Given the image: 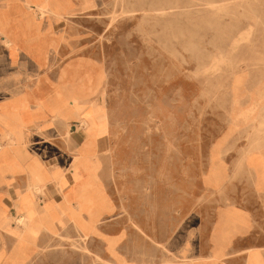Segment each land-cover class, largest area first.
Listing matches in <instances>:
<instances>
[{
	"label": "rangeland",
	"instance_id": "1",
	"mask_svg": "<svg viewBox=\"0 0 264 264\" xmlns=\"http://www.w3.org/2000/svg\"><path fill=\"white\" fill-rule=\"evenodd\" d=\"M40 3L66 20L59 2ZM94 6L69 18L53 71L77 57L100 61L85 67L99 90L90 109L103 117L101 125L88 127L89 116L81 115L78 133L67 130L70 143L59 135L62 142L33 149L50 155L84 147L98 154L101 181L121 206L108 231L126 228L117 249L130 261L168 263L187 244L192 256H208L219 204L253 186L247 156L264 147V0H98ZM98 77L105 78L103 87ZM72 109L61 106L60 115L74 120ZM222 163L227 178L214 187L211 172ZM175 193L182 204L177 214L169 208ZM161 218L171 226L168 238L141 233L143 223L157 226ZM257 226L262 237L245 245L264 246V217ZM71 230L40 240L26 264L109 258L101 240Z\"/></svg>",
	"mask_w": 264,
	"mask_h": 264
},
{
	"label": "crops",
	"instance_id": "2",
	"mask_svg": "<svg viewBox=\"0 0 264 264\" xmlns=\"http://www.w3.org/2000/svg\"><path fill=\"white\" fill-rule=\"evenodd\" d=\"M46 2L52 6L59 2L65 8L62 13L66 20L55 12L44 17L36 0L34 4L33 0H0V264L31 262L42 247L40 240L63 236L70 228L85 240H101L106 249L103 252L109 255H97L102 264H137L117 249L126 228L117 233L108 231L118 223L121 206L111 186L103 178L101 181L98 154L84 147L50 155L33 149L34 143L59 141V135L65 143L72 141L74 136H67V130L78 133L75 121L85 117V110L69 102L63 85L83 82L87 63L100 67L94 58L77 57L53 71L56 52L65 46L69 18L94 10L98 0L88 7L84 0ZM55 101L59 106L55 107ZM68 104L74 120L60 115L61 106ZM247 158L245 169L253 176V186L239 190L231 204H219L209 236L210 255L194 257L187 244L176 253L171 251L175 260L166 263L165 258L160 264H264V246L245 245L251 237H262L257 234V224L264 217V147L255 146ZM222 165L219 171L211 172L214 187L222 186L227 178ZM174 195L169 208L177 214L182 211L181 196ZM161 220L157 226L143 223L141 233L149 239L165 240L171 226ZM7 222L13 231L5 228Z\"/></svg>",
	"mask_w": 264,
	"mask_h": 264
},
{
	"label": "bare ground",
	"instance_id": "3",
	"mask_svg": "<svg viewBox=\"0 0 264 264\" xmlns=\"http://www.w3.org/2000/svg\"><path fill=\"white\" fill-rule=\"evenodd\" d=\"M39 1L40 0H36V5L38 8H40V10L42 11V15L44 17H46L47 15L48 16H53V14L49 12H47V9L42 7L40 4H39ZM231 1V0H230ZM226 2V1H225ZM224 2V3H225ZM229 2V1H228ZM6 3V2H5ZM209 4V3H208ZM228 4V3H227ZM4 4H1V6H3ZM210 5V4H209ZM214 5V4H212ZM211 6V5H210ZM221 8H224V7H221ZM2 9V8H1ZM219 10V8H218ZM39 11V10H38ZM133 11V10H132ZM159 11V13L157 14H161L162 13V10H157V12ZM161 11V12H160ZM53 12V11H52ZM127 12L126 14H128L129 11H125ZM131 12V10H130ZM135 12V10L133 11ZM223 12V11H222ZM136 13V12H135ZM163 13H164V10H163ZM167 13V12H165ZM130 14V13H129ZM134 14V13H132ZM131 14V15H132ZM222 14V13H221ZM135 15V14H134ZM165 15V14H163ZM41 20V19H40ZM42 23V22H41ZM40 29V28H39ZM42 31V30H41ZM44 34V33H43ZM99 35V34H98ZM197 46V45H196ZM185 59V58H184ZM90 69H92L90 67ZM93 70V69H92ZM87 77V79H86ZM92 76H91V73L90 72H86L85 73V80L83 82H79L80 84H76L74 82H67L65 85H63L64 87V95L66 96V98L69 100V102L76 107V109H79L80 111L81 110H85L83 113L87 116H89V119L87 122V126L88 127H97V126H100L101 125V122H102V119L103 117L99 114L96 113V111L94 109H90V108H94V102H95V99L97 97V93L99 90H95L93 89L92 87L95 86L93 85V81H92ZM104 77L103 78H99L98 77V81H97V84H99V86H102L103 87V82H104ZM261 93V92H260ZM264 98V97H263ZM90 109V110H89ZM66 121V120H65ZM84 121V120H83ZM67 135V134H66ZM82 138V137H81ZM83 141V140H82ZM0 146H3V144L0 142ZM32 148V147H31ZM1 149V148H0ZM82 161V160H81ZM68 164V163H67ZM70 164V163H69ZM214 168V167H213ZM78 170V169H77ZM77 173V172H76ZM64 174V173H63ZM80 174V173H79ZM78 175V174H77ZM70 176H73V175H70ZM41 177V176H40ZM64 177V176H63ZM81 177V175H80ZM85 177V176H84ZM71 178V177H70ZM43 181V180H41ZM47 182V181H46ZM57 187V186H56ZM58 188V187H57ZM39 193H42L41 190H38ZM60 192V191H59ZM64 192V191H63ZM60 202V200H59ZM58 204V203H57ZM51 205V204H50ZM60 206V205H59ZM61 207V206H60ZM55 208V207H54ZM63 212V211H62ZM61 212V213H62ZM237 212V211H236ZM60 213V212H59ZM236 214V213H235ZM23 220H19V222H22ZM240 221V220H239ZM38 224V223H36ZM17 225V224H16ZM5 228H7L8 230H11L13 231L14 229L11 228V224L8 222V224H5L4 225ZM8 226V227H7ZM1 227V226H0ZM19 227V226H17ZM79 229V228H78ZM39 230V229H37ZM38 232V231H37ZM60 234V233H59ZM39 235V234H38ZM148 237V236H147ZM35 242V241H34ZM76 245V244H75ZM38 246V245H37ZM96 261V260H95Z\"/></svg>",
	"mask_w": 264,
	"mask_h": 264
}]
</instances>
